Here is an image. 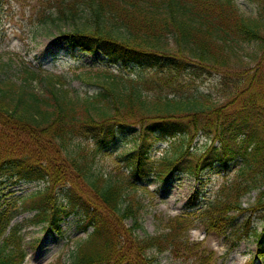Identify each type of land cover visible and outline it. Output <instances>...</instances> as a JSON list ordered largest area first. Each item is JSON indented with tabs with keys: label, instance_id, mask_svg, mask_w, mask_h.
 <instances>
[{
	"label": "trees",
	"instance_id": "16d2710c",
	"mask_svg": "<svg viewBox=\"0 0 264 264\" xmlns=\"http://www.w3.org/2000/svg\"><path fill=\"white\" fill-rule=\"evenodd\" d=\"M252 1L249 17L235 0L42 1L36 32L55 26L54 41L72 53H99L133 73L84 71L78 78L94 87L92 94L70 98L60 88L68 85L63 76L25 69L17 84L9 64H0V183L5 176L52 183L23 198L6 199L0 190V264L25 260L21 225L14 221L23 210L35 212L33 225L59 235L71 213L90 227L68 264H158L154 254L164 252L214 264L210 254L198 255L200 243L184 239L194 223L231 241L230 250L252 238L256 250L244 264H264V215L259 231L249 218L234 227L235 215L264 210V0ZM232 64L241 73L229 72ZM185 75L215 76L217 96L188 93ZM42 80L46 90L38 94L33 84ZM127 135L134 146L123 156L125 180L95 172L92 158L73 143L91 140L95 156ZM150 136L181 144L152 160ZM199 136L207 139L205 150L190 154ZM183 170L196 180L203 174L225 179L204 203L195 190L180 215L165 219V231L138 236L139 205L130 189ZM256 191L255 205L242 208L241 199Z\"/></svg>",
	"mask_w": 264,
	"mask_h": 264
},
{
	"label": "rangeland",
	"instance_id": "374dc122",
	"mask_svg": "<svg viewBox=\"0 0 264 264\" xmlns=\"http://www.w3.org/2000/svg\"><path fill=\"white\" fill-rule=\"evenodd\" d=\"M42 1L0 0V64H9L8 73L12 75V79L17 84L26 77L25 69L38 70L41 67L48 74L54 75V77L64 76L68 81V85L63 86L61 83L60 88L68 91L69 97L73 98L77 94L82 96L86 92L91 94L93 92V86L78 78L81 73L88 70L85 66L91 67L92 64H100L101 69L115 70V72L124 70L128 74L133 73L129 71L130 68L119 67V63L107 61L99 53L91 56L84 55L81 52L72 53L66 44L61 41H54L58 34V29L55 26H51V29L47 32H44V30L36 32L34 28H36L38 21L37 15L42 9ZM235 1L245 16L249 17L252 14V0ZM63 24L61 23L62 30L68 32L70 27ZM92 69V72L97 70L96 68ZM242 70L241 66L232 64L229 72L241 73ZM181 79L186 82V85H184L188 93H211L217 96L219 80L215 76L195 79L185 75L181 76ZM46 83L44 80L34 83L33 89L38 94L39 92L42 93L46 90ZM60 88L56 87L59 90ZM116 139H118L119 144L115 148L106 149L96 153L95 156H93L94 143L91 140L77 137L74 138L73 143L76 146L79 145L81 150H84L82 155L86 156L87 161L92 158L95 172L111 173L114 176L119 175L125 180L128 176V168L123 156L134 146V142L132 137L128 135L126 137L119 136ZM170 140L156 139L150 136V141L153 142L150 158L157 161L162 155H170L172 153L170 151L172 145H175L176 148L181 144L179 143L180 141L177 144H171ZM206 141L207 139L204 136H199L187 149L188 152L190 154L201 153L205 150ZM223 178L213 174L208 180V174H203V176L199 177V180H196L194 176H190L183 170L180 173H171L164 179L153 176L148 185H139L135 190L131 188L130 192L134 196V202L139 205L138 215L141 217L142 229L140 232L138 231V236L152 235L157 230H159V233L162 232L165 228L163 227L165 219L180 215L186 200L193 195L195 190H201L203 193L201 202L204 203V200L214 194L215 189L225 179ZM48 188L52 189L50 180H45L43 183H26L23 180L17 182V179L5 176L0 183V190L4 191L6 199L28 197L36 191L46 192ZM258 192L246 194L241 199V207L247 209L249 206H254ZM87 193L90 192L87 191ZM34 213L29 210H23L15 218V222L21 225L20 232L24 250L27 253L23 264H68L78 242L86 236L82 229V226L85 227L86 225L83 221L81 222L79 214H70L66 221L61 223L62 235H59L49 230H43V225H33L30 220ZM249 213H251L250 210L244 216L235 215L234 222L236 224L234 227L243 226L245 219L249 218L250 220L253 219L251 224L259 231L260 218L264 215V210L259 211L254 216L251 213V218L248 217ZM159 219L162 221L158 222ZM126 224L129 225L130 222L127 221ZM87 229L89 232L91 231L90 228ZM184 237L188 243H200L201 248L198 249V255L200 253L210 254L214 264H244L254 255L256 250L252 238L248 242H240L241 244L235 250H230L228 245H231V241L227 242L218 236H208L197 223H194ZM154 257L157 258L158 264H191L194 260L190 256L177 259L168 252L154 254Z\"/></svg>",
	"mask_w": 264,
	"mask_h": 264
}]
</instances>
